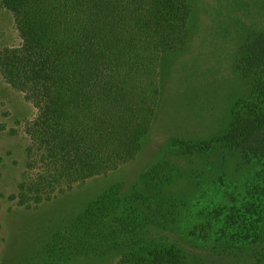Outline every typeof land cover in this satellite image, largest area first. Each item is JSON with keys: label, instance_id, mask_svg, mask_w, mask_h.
Segmentation results:
<instances>
[{"label": "rangeland", "instance_id": "1", "mask_svg": "<svg viewBox=\"0 0 264 264\" xmlns=\"http://www.w3.org/2000/svg\"><path fill=\"white\" fill-rule=\"evenodd\" d=\"M191 2L194 48L161 60L159 112L140 155L70 190L22 198L36 109L0 75V264H125L154 245L172 246L182 264H264V166L230 133L251 88L237 51L254 39L264 47V0ZM19 42L0 0V51Z\"/></svg>", "mask_w": 264, "mask_h": 264}, {"label": "trees", "instance_id": "2", "mask_svg": "<svg viewBox=\"0 0 264 264\" xmlns=\"http://www.w3.org/2000/svg\"><path fill=\"white\" fill-rule=\"evenodd\" d=\"M2 4L20 42L0 51V75L36 109L26 124L22 198H49L135 160L158 116L161 60L194 48L191 0ZM239 11L249 17L245 7ZM255 38L264 41V34ZM254 43L237 51L238 71L246 67L251 88L235 103L230 133L264 166V93L257 97L264 91V47ZM193 92L203 94L199 86ZM111 223H102L99 237ZM128 225L120 219V228ZM142 249L125 264L183 263L172 246Z\"/></svg>", "mask_w": 264, "mask_h": 264}]
</instances>
